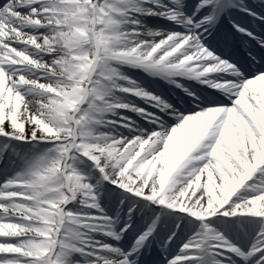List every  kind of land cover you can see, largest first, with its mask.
I'll return each mask as SVG.
<instances>
[{"label":"snow or ice","instance_id":"obj_1","mask_svg":"<svg viewBox=\"0 0 264 264\" xmlns=\"http://www.w3.org/2000/svg\"><path fill=\"white\" fill-rule=\"evenodd\" d=\"M154 245L152 264H264V0H0V264H138Z\"/></svg>","mask_w":264,"mask_h":264},{"label":"bare ground","instance_id":"obj_2","mask_svg":"<svg viewBox=\"0 0 264 264\" xmlns=\"http://www.w3.org/2000/svg\"><path fill=\"white\" fill-rule=\"evenodd\" d=\"M155 18H157V19H159L160 21L157 23H155L154 21H156L155 20ZM241 19H243L244 17L243 16H241L240 17ZM141 20H142V22L144 23V24H146L148 27H150V28H163V29H167V30H169V31H171L172 29H170V28H168L167 27V25H166V23H168V22H170V21H165L164 19H162L161 17H158V16H143V17H141ZM221 22H223V18H221V21L219 22V24H222ZM170 24H171V22H170ZM221 28V27H220ZM222 29V28H221ZM124 66H126V67H128V68H131V69H135L136 67H132V66H129V65H124ZM137 69H139V70H141V72H143L144 73V75H147V78H146V80H148V82L147 83H149L150 84V86L152 85V87H149V86H146L150 91H154L156 94H160V92H158V90L157 89H155L154 88V82H160V83H162L163 85H165V86H169V84L165 81V80H163V79H161L160 77H153V76H150V75H148V73H146V72H144L142 69H140V68H137ZM145 80V81H146ZM167 98V97H166ZM168 99V98H167ZM139 100H140V98H139ZM142 100V99H141ZM140 100V101H141ZM170 101V100H169ZM143 100L141 101V103H140V106L141 107H144V108H146L148 111H152V108H151V106H149V105H143ZM171 102V101H170ZM129 115H131V117H132V119L133 120H135V118H134V116H133V114L132 113H128ZM137 122V121H136ZM139 124V123H138ZM170 126H174V124L173 125H170ZM143 127V126H142ZM255 175V174H254ZM94 182V181H93ZM152 206H155L154 208L156 209V210H159V205H152ZM140 207H141V205H139V204H137V206H136V208L135 209H133V211L136 213V215L133 217V221H134V223L135 222H138V220L139 219H141V218H143V212H141V211H139V209H140ZM126 211H127V209H124V211L121 213V216L123 217L124 215H125V213H126ZM138 219V220H137ZM210 219V218H209ZM93 236L96 238V239H104L105 237L104 236H102L101 234H99V233H93ZM125 237V235L122 237V238H124ZM123 240L121 239V241H119V242H116V241H112L110 238L108 239V242H110V243H117V244H119L120 246H123L124 245V243L122 242ZM131 245V244H130ZM129 245V246H130ZM146 251V250H148V249H142L141 250V252H143V251ZM151 251H152V253L153 254H155V256L157 255V253H158V249L156 248V246L154 245L153 246V248L152 249H150ZM146 252H143L142 253V257H140V259H142L143 257H146ZM149 255H152L151 253L149 254Z\"/></svg>","mask_w":264,"mask_h":264},{"label":"rangeland","instance_id":"obj_3","mask_svg":"<svg viewBox=\"0 0 264 264\" xmlns=\"http://www.w3.org/2000/svg\"><path fill=\"white\" fill-rule=\"evenodd\" d=\"M166 25H167V27L169 28V27H171V24H170V22H168V23H166ZM240 190H238V192H239ZM216 217H212V219H215Z\"/></svg>","mask_w":264,"mask_h":264}]
</instances>
